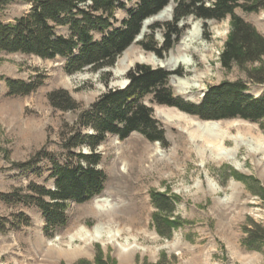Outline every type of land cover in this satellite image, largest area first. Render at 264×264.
Listing matches in <instances>:
<instances>
[{
	"label": "rangeland",
	"instance_id": "374dc122",
	"mask_svg": "<svg viewBox=\"0 0 264 264\" xmlns=\"http://www.w3.org/2000/svg\"><path fill=\"white\" fill-rule=\"evenodd\" d=\"M31 2L11 0L0 7V21L11 22L27 11ZM123 2L130 8L137 0ZM171 12L169 4L147 19L115 64L98 71L85 69L67 75L61 59L0 52V193L25 187L29 181L53 187L45 159L37 164L40 175L14 167V163L27 161L42 147L62 161L58 157L60 132L65 123H72L76 112L53 109L47 99L53 90H66L79 108H84L107 89L121 88L127 80L126 72L135 64H146L181 72L180 77H170L168 86L175 97L188 103L198 104L208 86L222 81H244L247 93L264 96V84H252L246 72L235 65L224 69L220 64L219 54L231 31L229 17L209 20L204 26L200 20L188 17L178 24L183 29L179 40L162 58L144 50L139 42L150 34L149 26L171 21ZM235 13L264 36V9L247 13L236 8ZM125 16L126 10H117L114 26ZM196 26L200 36L185 53L192 66L168 64L170 55L176 56L180 40ZM57 31L66 33L65 28ZM152 35L157 46L162 45L163 29H156ZM94 37L98 39L101 34L95 33ZM125 53L131 62L123 67L120 60ZM139 56L156 60H133ZM259 65L264 67V56ZM36 75L43 77V83L33 93L6 96V79L27 82ZM176 77L185 79L189 87L173 85ZM146 103L152 106L154 118L164 129L166 145L150 142L137 132L124 140L108 135L97 148L102 157L98 168L106 176L101 194L82 204L69 203L67 223L52 238L43 234L38 209L0 201V217L12 220V215L22 212L30 219L27 226L10 229L7 224L5 232L0 231V264H264V242L259 250L243 244L245 227L258 224L264 228V132L258 123L239 118L202 120L175 107L151 104L148 100ZM168 109L183 113L194 122L221 123V151L234 152V160L213 154L212 146L200 138L192 123L169 120L158 113ZM254 137L262 141L256 144ZM154 192L172 199V213L155 208L151 198ZM98 198L108 199L110 207L98 210ZM155 214L175 222L169 236L157 233ZM96 225L104 231L119 232V237L114 243H108L106 238L89 243L70 240L81 226L91 231Z\"/></svg>",
	"mask_w": 264,
	"mask_h": 264
},
{
	"label": "trees",
	"instance_id": "16d2710c",
	"mask_svg": "<svg viewBox=\"0 0 264 264\" xmlns=\"http://www.w3.org/2000/svg\"><path fill=\"white\" fill-rule=\"evenodd\" d=\"M10 1L0 0V7ZM169 4H172L171 21L149 26L150 34L139 42L144 50L162 58L179 40L183 29L178 24L188 17L200 20L203 26L209 20L229 17L231 31L219 54L221 66L230 69L235 65L246 72L252 84H264V67L259 65L264 56V36L235 13L236 8L247 13L259 12L264 9V0H137L130 8H126L123 0H32L30 8L11 22L0 21V52L43 60L61 59L67 75L85 69L109 68L134 42L143 23ZM119 9L126 10V16L114 26ZM58 28H65L66 33H58ZM156 29H163L160 46L152 39ZM95 33L101 37L95 39ZM254 64L258 66L247 68ZM172 75L182 74L178 70L135 64L125 74L128 80L125 87L107 89L84 108H79L66 90L49 92L47 99L53 109L76 112L72 123H65L60 132L58 157L62 161L42 147L27 161L14 163V167L36 172L37 164L45 159L53 187L29 181L25 187L0 193V201L38 209L43 219V234L52 238L67 223L69 203L82 204L101 194L106 176L98 168L102 157L97 148L108 135L124 140L137 132L150 142L166 145L164 129L154 118L147 100L151 104L175 107L202 120L239 118L255 122L264 132V96L247 93L246 82L222 81L210 85L200 102L193 104L173 95L168 86ZM5 83L6 96H27L42 85L43 77L36 75L27 82L6 79ZM151 198L159 212L174 211V203L167 195L154 192ZM153 220L161 236H169L176 226L159 214ZM29 222L22 212L12 215V220L0 217V231L5 232L7 224L10 229H16ZM244 232L243 244L259 250L264 242V228L254 224L245 227Z\"/></svg>",
	"mask_w": 264,
	"mask_h": 264
},
{
	"label": "bare ground",
	"instance_id": "6f19581e",
	"mask_svg": "<svg viewBox=\"0 0 264 264\" xmlns=\"http://www.w3.org/2000/svg\"><path fill=\"white\" fill-rule=\"evenodd\" d=\"M200 36V29L199 27L193 28L189 33H187L186 36H184L180 42L178 43L176 47V56L171 54L169 59H168V64L172 66H178V65H183L187 68L192 66L191 59L186 57L185 53L189 50V44L193 42V40L197 39ZM205 51H208L205 49ZM129 59V55L127 53L124 54L122 59L120 60V65L124 67L126 62H131ZM136 62H143L146 63L148 61H154L156 60L154 57L150 59L139 56V57H134L133 59ZM128 64V63H127ZM173 85L177 87H185L186 89L189 87L188 82L183 79L176 77L172 81ZM159 114L166 116V118L173 119L175 118L176 120H181L184 123H192L193 126L196 128V131H198L201 135L200 138H202L206 143L210 144L212 146V151L214 152L213 154L217 155V157L224 156L226 160L232 161L234 160V152L230 151H221V123L218 122H194L187 118V116L183 113L173 111V110H159ZM175 120V121H176ZM188 124V125H189ZM194 128V129H195ZM195 132V131H194ZM224 133V132H223ZM197 134V135H198ZM199 136V135H198ZM262 139L254 137V142L256 144L260 143ZM225 150V149H224ZM253 150V149H252ZM223 157V158H224ZM236 168H238V165H235ZM96 208L98 210L110 207V201L108 199L104 198H98L95 200ZM119 237V232L113 233L110 230L104 231L101 225H96L91 231L86 229L85 227H80L75 231L73 235L70 236V240L73 239H78L79 241L83 243H89L92 241H101L103 238H106L108 243H114V241ZM119 246V245H118ZM120 249H123L122 246H119ZM124 250V249H123ZM121 251V250H120Z\"/></svg>",
	"mask_w": 264,
	"mask_h": 264
},
{
	"label": "water",
	"instance_id": "95a60500",
	"mask_svg": "<svg viewBox=\"0 0 264 264\" xmlns=\"http://www.w3.org/2000/svg\"><path fill=\"white\" fill-rule=\"evenodd\" d=\"M160 68H162V67L160 66ZM127 83H128V80H125V82H123V85H121V88L125 87L127 85Z\"/></svg>",
	"mask_w": 264,
	"mask_h": 264
},
{
	"label": "crops",
	"instance_id": "0c3cea01",
	"mask_svg": "<svg viewBox=\"0 0 264 264\" xmlns=\"http://www.w3.org/2000/svg\"><path fill=\"white\" fill-rule=\"evenodd\" d=\"M6 92H7V88H6Z\"/></svg>",
	"mask_w": 264,
	"mask_h": 264
}]
</instances>
